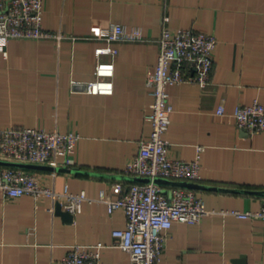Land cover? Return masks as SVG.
<instances>
[{"label":"crops","instance_id":"crops-1","mask_svg":"<svg viewBox=\"0 0 264 264\" xmlns=\"http://www.w3.org/2000/svg\"><path fill=\"white\" fill-rule=\"evenodd\" d=\"M165 17L170 28L213 34L218 45L206 87H168L169 157L191 161L204 149L201 188L193 190L210 213L197 224H173L158 264H264V221L231 214L264 203V131L240 130L234 117L239 105L264 104V0H43V28L62 37L12 39L0 50V128L79 134L68 164L60 157L43 165L54 170L28 171L60 193L93 201L68 222L48 197L0 193V264H62L76 244H103L104 264H131L112 237L126 225L124 211L110 214L98 200H116L117 184L138 182L125 170L151 132L145 79L158 60ZM111 24L139 27L144 39L113 44V93L90 94L84 84L95 80V49L105 45L96 36ZM161 186L167 195L176 187Z\"/></svg>","mask_w":264,"mask_h":264},{"label":"built area","instance_id":"built-area-1","mask_svg":"<svg viewBox=\"0 0 264 264\" xmlns=\"http://www.w3.org/2000/svg\"><path fill=\"white\" fill-rule=\"evenodd\" d=\"M169 18L163 20L159 38V55L154 68L147 74L145 85L152 97L151 112L146 116L151 132L139 141L137 156L130 162L125 174L136 178H148L149 182H136L127 188L117 184L121 193L116 200L105 202L111 214L117 209L125 213L126 225L112 231L114 245L128 253L131 264H158L165 249L169 231L175 223L197 224L210 212L205 202L193 189L175 187L167 195L156 179L176 182L201 180V152L198 147L194 160H174L169 157V143L165 138L171 124L173 107L169 101L168 87L182 83L206 87L214 66L218 39L213 34L193 29H172ZM43 28V0H0V50L4 51L12 39L61 38ZM96 39L104 46L95 49L97 63L95 80L84 84L90 94L111 95L114 90V58L119 42H137L144 39L139 27L127 28L111 24L101 30ZM110 56L111 61L101 60ZM224 113L220 106L217 114ZM238 129L249 134L264 131V104L255 100L239 105L234 112ZM80 139L76 132H47L37 128H0V160L26 164H58V158L69 163ZM0 193L5 198L24 195L37 199L45 196L52 201L53 209L60 203L63 210L76 212L81 203L93 200L84 193L58 192L54 186H46L31 171L21 168L0 167ZM239 218L264 221V203L257 212H231ZM76 244L70 248L62 264H104L99 249Z\"/></svg>","mask_w":264,"mask_h":264},{"label":"water","instance_id":"water-1","mask_svg":"<svg viewBox=\"0 0 264 264\" xmlns=\"http://www.w3.org/2000/svg\"><path fill=\"white\" fill-rule=\"evenodd\" d=\"M0 166L21 168V169H27V170H54L53 168L48 167V166L11 162V161H4V160H0ZM134 179L138 182H144V183L150 181L148 179H142V178H136V177ZM154 182L159 185H170V186L182 187V188H187V189L201 188V186L198 183H193V182H176V181H169L165 179H156L154 180ZM55 209H56V214L64 217L68 222L71 221L72 214L69 211L63 210L60 203L56 205Z\"/></svg>","mask_w":264,"mask_h":264}]
</instances>
